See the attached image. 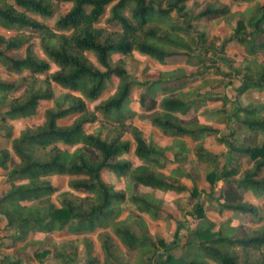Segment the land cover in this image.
<instances>
[{
  "label": "trees",
  "instance_id": "obj_1",
  "mask_svg": "<svg viewBox=\"0 0 264 264\" xmlns=\"http://www.w3.org/2000/svg\"><path fill=\"white\" fill-rule=\"evenodd\" d=\"M188 1L0 0V26L11 31L0 32V47H4L0 62L21 73L23 82L22 92L11 94L18 86L0 81V107L5 108L0 114V133L11 139L10 148H0V168H8L13 156L17 159L0 194V220L4 230L13 232L10 238L14 243L38 246L34 252L38 264H264V141L239 145L235 130L218 136L227 148L221 162L219 155L203 144L205 137L218 134V129L201 122L184 123L178 115L205 100L191 97L195 89L178 88L174 94L164 93L160 109L148 119L150 125L171 137L168 144L147 139L132 118V92L146 85L133 79L126 68L136 51L163 62L177 49L192 50L197 43H202L206 52L216 49L204 45L203 33L198 42L192 37V20L224 15L229 5L208 3L193 16L187 8ZM233 1L252 4L246 7L244 17L224 40L220 52L233 42L243 45L257 59L256 53L264 50V41L258 42L259 35H264V0ZM55 3L69 7L53 24L42 21L40 18L54 14ZM108 5L107 21L118 23V29L99 25ZM127 9L132 18L127 16ZM248 25L250 31L246 30ZM8 51H23V55L15 58L7 55ZM259 65L258 69L249 63L233 69L240 83L232 99V116L247 129L264 134V61ZM202 73L201 70L199 74ZM168 74L161 72L150 81L148 92L138 95L142 104L157 90H167L161 84ZM113 77L117 78L115 89L103 98ZM56 85L66 91L57 94ZM248 90L256 96L242 104L239 95ZM43 101L51 102L45 108L44 121L27 125L13 137L9 121L36 114ZM218 113L211 115L216 117ZM70 116L72 120L67 122ZM91 125L95 126L89 130ZM87 148L96 153L95 159ZM130 154L137 163L127 157ZM191 154L212 167L206 174L210 183L208 196L212 197L217 182L224 180L245 190L250 198L219 202L220 220H215L207 214L199 198L200 190L194 185L189 193L194 202L187 214L196 219V224L188 227L183 240L178 232L173 240L154 236L145 216L157 218L164 203L156 191L174 193L178 203L189 190L182 178L193 180L185 168ZM105 171L125 179L126 188H116L107 181ZM55 174L72 176L68 189L60 190L48 178ZM133 184L152 191L128 192ZM55 193L57 202H27ZM125 202H130L139 214L122 218ZM244 214L263 223L244 225V234L240 235L235 223ZM38 231L74 236L57 241L35 237ZM92 234H96L100 254L95 252ZM120 243L134 250L132 261ZM49 253L53 261L47 263L44 257ZM1 264L13 262L5 256Z\"/></svg>",
  "mask_w": 264,
  "mask_h": 264
},
{
  "label": "rangeland",
  "instance_id": "obj_2",
  "mask_svg": "<svg viewBox=\"0 0 264 264\" xmlns=\"http://www.w3.org/2000/svg\"><path fill=\"white\" fill-rule=\"evenodd\" d=\"M208 3H213L220 7L225 4L229 5V11L224 15H208L202 19H193L191 34L197 41L201 36L200 34L203 33L206 38V44L204 45L209 46L210 44V46L213 45L216 49H209V51L206 52V48L203 47V44L197 43L193 45L192 50L177 49L174 54L166 57L163 62L136 51L130 58L126 68L133 79L146 82V85H141L133 90L130 107L134 110L132 115L133 121L143 128L147 139L154 138V140L161 145L171 142V137L168 134L161 132L148 123L149 117L160 109L159 102L164 93L174 94L178 88L183 90L195 89V94L191 97L197 98L200 96L205 98V100L197 105H191L186 112H179L178 115L184 123L201 122L210 124L218 129L219 133L206 136L203 144L209 151L219 155L218 159L223 162L227 148L224 144L219 142L218 136L223 134L228 135L231 130H235L237 132L236 141L239 145H257L264 141L263 133L247 129L236 117L232 116L234 109L232 99L237 96L235 87L239 86L240 83V77H236L233 69L240 65H247L248 63L251 64L253 68L258 69L260 67L259 63L264 61V50H259L256 53L257 59H255L245 51L243 45L228 42L225 51L220 52L224 40L235 32L238 20L244 17L245 14L243 13H246V7L252 3L247 4L244 2H235L233 0H190L187 2V8L193 16H196L200 11L206 8ZM68 7L69 5L67 4L55 3L54 14L51 17L40 19L53 24ZM110 7L111 5L107 6L106 13L101 18L99 25L111 29H118L120 28L118 23L107 21ZM126 14L129 18H132L130 10L127 9ZM172 14L176 16V12ZM246 30L250 31L251 27L248 25ZM0 32L5 34L11 33V31L6 30L3 26H0ZM260 41H264V35H259L258 42ZM34 42L39 53H41L38 40L34 39ZM0 50H4V47H0ZM7 55L20 58L23 55V51H8ZM54 69H56V66L52 63L51 70ZM201 70L203 73L199 74ZM161 72H169L165 77V82L161 84V86L166 87L167 90H157L153 96H148L145 99V103L142 104L138 99V95L142 93L146 94L150 81L157 79ZM170 72H172V74H170ZM0 81L12 82L18 86L17 90H12L10 92L11 94H19L23 90L22 74L2 62H0ZM116 84L117 78L113 77L108 83L107 89L102 97L104 98L112 93ZM55 91L59 94L66 91V89L56 85ZM255 96L256 94L254 91L248 90L239 95V100L242 104H247L250 100H253ZM213 97H218V99H213ZM100 100L101 98L91 103L90 106L93 107V105ZM42 104L43 105L36 114L9 121L8 124H11L14 130L13 137L18 136L19 132L27 125H37L44 121L45 108L50 106L51 102L43 101ZM4 110V107H0V114ZM217 111H219L218 115L212 117L211 114ZM71 120L72 117L70 116L67 122ZM94 126L95 125H91L88 129L91 130ZM5 129L6 128H2L1 130L5 131ZM127 137L130 138L129 135H127ZM191 144H193L192 141ZM10 146L11 139L4 137L0 133V148H10ZM87 150L90 152L91 157L95 159L97 156L96 153L91 148H87ZM168 156L170 157L171 154L168 153ZM127 157L134 163L138 162L133 154ZM16 164L17 159L13 156L8 162V168H0V194L5 189V180L8 172L15 167ZM247 164L248 161L245 159V165ZM168 168L169 167H167V169ZM185 168L192 175L193 180L190 178H182L183 181L189 185V190L184 193L178 203L175 202L174 193L163 192L161 190L156 191V196L162 198L164 203L160 207L157 218L152 219L145 216L149 223V229L154 236H160L166 240H173L176 238V233L178 232V236L183 240L188 227L196 224V219L187 214V211L191 209L194 202L189 198V193L194 185L200 190L199 198L203 202L207 214L215 220H220L218 214L219 202L226 203L250 198L249 193L245 190L238 189L224 180L218 181L212 192V197L208 196L210 183L206 179V174L212 167L205 162L197 161L194 154L190 155V161L185 165ZM103 176L107 181L113 183L116 188H126L127 181L118 177L116 174L105 171ZM48 178H50L60 190H64L68 189V181L72 176L55 174L48 176ZM127 191L142 194L144 192H151L152 189L139 184H133ZM56 194L57 193L27 202L41 205L46 204L49 200L57 202ZM217 198L219 201H217ZM129 214L138 215L139 213L130 202H125L123 204L121 217L124 218ZM261 223L263 222L253 218L250 214H244L236 220L235 224L238 227L239 234L243 235L244 225L258 226ZM3 225V222L0 220V264L5 256L9 257L13 264H38L39 259L36 258L34 254L38 246L25 245L22 242L14 243L10 238V234L13 232L4 230ZM137 232L140 233L138 229ZM72 236H74V234L57 231L35 232V237L37 238L48 237L57 241H62ZM92 237L95 240V252L100 254L96 234H92ZM120 246L125 250L129 259L132 261L134 250L127 248L122 243H120ZM44 260L47 263L52 262V253L46 255Z\"/></svg>",
  "mask_w": 264,
  "mask_h": 264
}]
</instances>
